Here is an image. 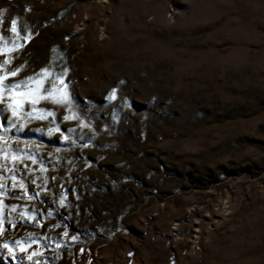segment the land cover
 <instances>
[{
    "label": "rangeland",
    "instance_id": "obj_1",
    "mask_svg": "<svg viewBox=\"0 0 264 264\" xmlns=\"http://www.w3.org/2000/svg\"><path fill=\"white\" fill-rule=\"evenodd\" d=\"M0 36L5 84L48 70L0 103V264H264V0H0Z\"/></svg>",
    "mask_w": 264,
    "mask_h": 264
},
{
    "label": "snow or ice",
    "instance_id": "obj_2",
    "mask_svg": "<svg viewBox=\"0 0 264 264\" xmlns=\"http://www.w3.org/2000/svg\"><path fill=\"white\" fill-rule=\"evenodd\" d=\"M16 25H17V21L12 20L11 31H13L14 33L17 32ZM19 38L24 40L25 42L28 39L27 36H20ZM0 39H4V38L0 36ZM9 50H14V48ZM2 51H4V49L0 48V52ZM7 62L8 61L6 60L5 63ZM19 71L20 69L17 68L14 71L8 72L7 76H15ZM41 73L45 74L44 78L30 77L28 78L27 81H21L19 83H11V84H5L4 81L6 79V76L0 75V103H5L7 101V107L11 111L13 117L19 118V114H21L20 111L21 107L25 101L37 102L38 100L44 98L43 96L40 95V91L44 86V79L48 74V70L42 69ZM39 76L40 74H36V77ZM64 87H66V85L59 88L53 85L55 92L60 95V99L58 102L70 103V101L67 100L66 93H64L63 90ZM44 92L47 93L48 95H52V92L47 88H44ZM114 92L115 90H113V93L110 94V97L113 99L115 98ZM5 247L7 246L5 245ZM21 250H23V248Z\"/></svg>",
    "mask_w": 264,
    "mask_h": 264
}]
</instances>
